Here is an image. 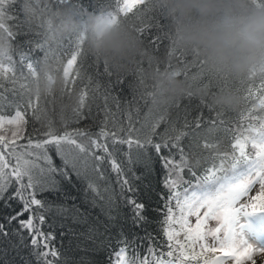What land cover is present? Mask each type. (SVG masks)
I'll list each match as a JSON object with an SVG mask.
<instances>
[{"label": "snow or ice", "instance_id": "snow-or-ice-1", "mask_svg": "<svg viewBox=\"0 0 264 264\" xmlns=\"http://www.w3.org/2000/svg\"><path fill=\"white\" fill-rule=\"evenodd\" d=\"M24 3L0 0V34L14 45L0 52V262L264 264V78L229 80L192 64L180 74L236 92L237 114L204 99L193 108L190 96L160 105L140 72L114 74L93 59L88 74L83 35L48 46L50 24H30ZM52 3L78 13L96 7ZM150 3L100 7L113 20L132 17L159 52L168 38ZM39 53L63 58L64 91L79 99L70 117L31 94ZM168 54L185 63L175 49Z\"/></svg>", "mask_w": 264, "mask_h": 264}, {"label": "clouds", "instance_id": "clouds-1", "mask_svg": "<svg viewBox=\"0 0 264 264\" xmlns=\"http://www.w3.org/2000/svg\"><path fill=\"white\" fill-rule=\"evenodd\" d=\"M48 4L46 11L30 0L23 4L30 24L40 19L45 27L50 24V30L42 36L48 46L55 49L61 41L83 35L88 57L99 60L114 74L140 72L154 87L160 105L182 102L190 96L213 106L240 110L243 101L236 92L213 90L206 81L193 83L180 74L192 64L229 80H247L253 75L264 78V0H151L150 6L163 17L168 38L159 52L141 38L132 17L113 20L104 8L78 13L74 8L57 7L52 0ZM170 48L182 54L185 63L169 55ZM12 50V42L0 34V52ZM167 64L172 67L166 68ZM63 67V58L58 54L42 57L38 83L31 94L48 101L49 112H63L70 117L79 99L75 89L64 91Z\"/></svg>", "mask_w": 264, "mask_h": 264}, {"label": "trees", "instance_id": "trees-1", "mask_svg": "<svg viewBox=\"0 0 264 264\" xmlns=\"http://www.w3.org/2000/svg\"><path fill=\"white\" fill-rule=\"evenodd\" d=\"M82 2L85 3V5H88V4L91 3V4H93V5L96 6L95 7V10H99L101 8L100 7L101 5H105V4L109 3L110 0H82ZM89 11H93V8H89ZM152 15H154V14H149V18H151ZM161 18L163 19L162 16H161ZM162 22H164V21H162ZM36 58H42V53H39ZM92 60H93V58L88 57V59L85 61V64H84V70L88 74H92V72H93V69H91V68L88 67V65L92 63ZM79 63H80V61L78 59V65H79ZM193 71H195V69H193ZM129 79H131V77H129ZM256 83H257V85L259 84V79L258 78L256 80ZM213 90H215V89H213ZM124 95H128V93L126 92ZM9 97L11 98V94L10 93H9ZM197 103H198V100L193 99L192 102H191L192 107L194 108ZM182 104H188L187 99L183 100L182 101ZM236 114H237V111H233L232 115H236ZM193 115H195V112L194 111H193ZM205 115H208L206 109H205ZM53 119H54V122L57 124V126H59L60 125V121H59L58 115L57 116H54ZM71 126L72 127H75L77 125L73 124ZM80 126H83V125H80ZM57 239H59V237H57ZM0 264H2V262H0Z\"/></svg>", "mask_w": 264, "mask_h": 264}, {"label": "rangeland", "instance_id": "rangeland-1", "mask_svg": "<svg viewBox=\"0 0 264 264\" xmlns=\"http://www.w3.org/2000/svg\"><path fill=\"white\" fill-rule=\"evenodd\" d=\"M212 226H214V222H213Z\"/></svg>", "mask_w": 264, "mask_h": 264}]
</instances>
